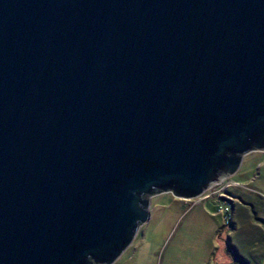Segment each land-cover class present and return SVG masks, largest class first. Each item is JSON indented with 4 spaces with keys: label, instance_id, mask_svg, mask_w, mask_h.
<instances>
[{
    "label": "water",
    "instance_id": "water-1",
    "mask_svg": "<svg viewBox=\"0 0 264 264\" xmlns=\"http://www.w3.org/2000/svg\"><path fill=\"white\" fill-rule=\"evenodd\" d=\"M263 156L264 0H0V264H117Z\"/></svg>",
    "mask_w": 264,
    "mask_h": 264
},
{
    "label": "rangeland",
    "instance_id": "rangeland-1",
    "mask_svg": "<svg viewBox=\"0 0 264 264\" xmlns=\"http://www.w3.org/2000/svg\"><path fill=\"white\" fill-rule=\"evenodd\" d=\"M258 195L264 198V156L245 162L190 201L150 202L140 237L117 264H229L225 243L234 226L219 209L228 208L234 222L239 198ZM255 211L250 225L264 230V214Z\"/></svg>",
    "mask_w": 264,
    "mask_h": 264
},
{
    "label": "trees",
    "instance_id": "trees-1",
    "mask_svg": "<svg viewBox=\"0 0 264 264\" xmlns=\"http://www.w3.org/2000/svg\"><path fill=\"white\" fill-rule=\"evenodd\" d=\"M263 199L259 195L248 198V201L239 198V204H236V220L233 222L232 218L229 222L232 227L234 226L233 236L225 243L226 252L231 257L229 264H264V230L259 226L250 225L255 221L256 209L264 214Z\"/></svg>",
    "mask_w": 264,
    "mask_h": 264
},
{
    "label": "built area",
    "instance_id": "built-area-1",
    "mask_svg": "<svg viewBox=\"0 0 264 264\" xmlns=\"http://www.w3.org/2000/svg\"><path fill=\"white\" fill-rule=\"evenodd\" d=\"M219 210H220V213H221L222 215H224L223 218L226 219V223H227V222H230L229 219H231V218L229 217V210H228V208L223 209V210L220 208Z\"/></svg>",
    "mask_w": 264,
    "mask_h": 264
},
{
    "label": "flooded vegetation",
    "instance_id": "flooded-vegetation-1",
    "mask_svg": "<svg viewBox=\"0 0 264 264\" xmlns=\"http://www.w3.org/2000/svg\"><path fill=\"white\" fill-rule=\"evenodd\" d=\"M222 173V172H221Z\"/></svg>",
    "mask_w": 264,
    "mask_h": 264
}]
</instances>
